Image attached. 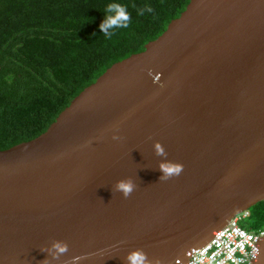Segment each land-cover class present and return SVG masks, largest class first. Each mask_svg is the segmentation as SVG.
I'll return each mask as SVG.
<instances>
[{"label":"water","instance_id":"95a60500","mask_svg":"<svg viewBox=\"0 0 264 264\" xmlns=\"http://www.w3.org/2000/svg\"><path fill=\"white\" fill-rule=\"evenodd\" d=\"M165 163L182 173L160 179ZM262 202L264 0H191L45 134L0 151V264H129L136 251L188 264Z\"/></svg>","mask_w":264,"mask_h":264},{"label":"trees","instance_id":"16d2710c","mask_svg":"<svg viewBox=\"0 0 264 264\" xmlns=\"http://www.w3.org/2000/svg\"><path fill=\"white\" fill-rule=\"evenodd\" d=\"M191 0H0V151L45 134L60 114L111 67L143 53ZM110 3L130 23L106 38ZM151 6L143 16L137 9ZM241 226L264 232V202Z\"/></svg>","mask_w":264,"mask_h":264},{"label":"built area","instance_id":"2783aa9c","mask_svg":"<svg viewBox=\"0 0 264 264\" xmlns=\"http://www.w3.org/2000/svg\"><path fill=\"white\" fill-rule=\"evenodd\" d=\"M249 217L244 212L229 224L202 249L188 264H253L260 255V242L264 232H249L241 223Z\"/></svg>","mask_w":264,"mask_h":264},{"label":"clouds","instance_id":"9594fccd","mask_svg":"<svg viewBox=\"0 0 264 264\" xmlns=\"http://www.w3.org/2000/svg\"><path fill=\"white\" fill-rule=\"evenodd\" d=\"M153 9L151 6H145L143 8L137 9V14L140 16L145 15L146 13H152ZM105 18L102 23L99 25L100 31L104 34L106 38H111L115 29L127 28L130 23V16L125 6H122L119 3H110L105 7ZM113 139H119L118 136H114ZM157 154L163 155V148L157 144L156 145ZM162 175L160 179L168 180L174 176H179L183 167L179 164H170L165 163L160 167ZM134 182L131 179L120 180L115 186V190L123 193V196L127 198L134 191ZM52 249L55 254H63L68 251L67 244L62 241H56L52 245ZM82 257H74L72 264H77ZM129 264H145V255L139 251L133 252L128 256Z\"/></svg>","mask_w":264,"mask_h":264}]
</instances>
